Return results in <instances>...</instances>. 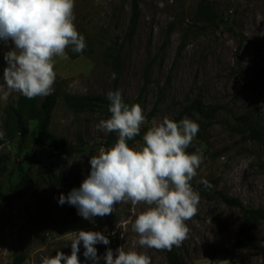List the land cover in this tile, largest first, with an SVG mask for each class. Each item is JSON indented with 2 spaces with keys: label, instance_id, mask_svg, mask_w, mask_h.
<instances>
[{
  "label": "rangeland",
  "instance_id": "rangeland-1",
  "mask_svg": "<svg viewBox=\"0 0 264 264\" xmlns=\"http://www.w3.org/2000/svg\"><path fill=\"white\" fill-rule=\"evenodd\" d=\"M133 4L139 16L128 38ZM202 5L207 6L211 22L200 15ZM75 16L76 27L94 54L69 50L68 60L57 58L53 92L107 98L109 91L119 90L130 106L140 96L146 72L153 65L141 105L148 121L142 129L165 116L177 122L195 120L184 115L194 99L219 107L217 119L206 121L187 149L203 153L192 181L201 199L197 215L186 222L189 238L178 247L179 254L187 264H264V243L259 248L231 249L238 237L240 213L210 195L212 190L222 191L248 207H264V145L238 132L235 118L252 111L264 126V79L257 77L264 66V0H76ZM13 47L10 40H0V131L4 136L6 110L21 96L3 86L4 56ZM110 47H122L117 86L102 59ZM101 119H107L102 109L75 112L60 99L51 132L70 144L81 138L82 152L67 157L37 144L38 122L32 123L26 139L18 137L0 147V264H14L20 255L25 256L23 264H40L43 256H55L57 251L70 255L71 233L80 230L102 232L110 241L95 245L100 257L95 264H106L107 249L115 253L121 246L146 253L152 264H168L163 250L136 243L138 236L130 221L145 205L121 203L112 214L89 221L76 207L58 202L61 194L67 196L79 188L90 174L91 156L101 147L109 148L105 142L111 133L96 127ZM38 162L53 168L63 183L51 184L41 176ZM204 180L212 187L206 188ZM251 235L262 238L264 224L257 223ZM84 251L81 242V264H94Z\"/></svg>",
  "mask_w": 264,
  "mask_h": 264
},
{
  "label": "clouds",
  "instance_id": "clouds-1",
  "mask_svg": "<svg viewBox=\"0 0 264 264\" xmlns=\"http://www.w3.org/2000/svg\"><path fill=\"white\" fill-rule=\"evenodd\" d=\"M75 4L76 0H0V40L14 45L4 56L3 86L28 99L53 92L57 58L68 60L69 50L79 54L87 47L75 24ZM107 99L111 115L96 127L116 133L117 139L91 156L90 174L79 188L67 196L61 194L58 202L76 207L89 221L112 214L121 203L143 204L145 209L130 221L138 236L136 243L141 248L171 251L189 238L186 222L198 213L201 197L192 181L204 157L200 151L189 153L187 149L199 132V124L189 118L177 122L165 116L159 122L152 121L142 144L130 146L128 142L148 123L144 110L138 103L125 104L119 90L109 91ZM3 136L0 131V138ZM202 183L212 187L206 180ZM70 242V255L57 251L55 256H43L40 264H81V242L84 256L95 264L100 259L95 245L110 243L102 232L84 230L71 233ZM103 259L106 264H152L146 253L125 250L124 246L115 253L107 249Z\"/></svg>",
  "mask_w": 264,
  "mask_h": 264
},
{
  "label": "trees",
  "instance_id": "trees-1",
  "mask_svg": "<svg viewBox=\"0 0 264 264\" xmlns=\"http://www.w3.org/2000/svg\"><path fill=\"white\" fill-rule=\"evenodd\" d=\"M200 15L206 18L209 22L212 21V17L207 11L206 5H202ZM139 16V8L137 4H133L132 16L128 28L127 37L131 38L137 26V19ZM87 47L82 54L93 56L94 52L86 42ZM122 47L116 49L110 47L102 54L104 64L109 66L113 73L116 74L114 79V85H118L119 76L122 71ZM153 66V65H152ZM152 66H150L146 72L145 84L140 92V96L132 104L138 103L142 105L144 93L149 83V74ZM258 79H264V66L259 68L257 73ZM164 92L160 93V99H163ZM63 100L64 104L75 112H87L94 111L96 109H102L105 112L107 118L110 117L108 106L110 101L102 95H61L59 92H52L50 95L44 97L43 101H39L38 98L28 99L21 95L15 106H10L6 110L7 122L5 125V136L0 138V147L7 142L13 141L18 137L22 140L31 135V125L33 122L40 124L39 136L35 138V142L39 145L53 149L67 157H71L83 151L84 146L81 138L77 144L67 143L65 140L57 139L51 132L53 113L60 101ZM131 104V105H132ZM130 105V106H131ZM219 113V107L206 105L203 100L194 99L191 104L184 109V115H190L195 118V122L199 124V128L203 129L206 121H214L217 119ZM237 122L238 132L247 135L249 139L256 141L264 145V126L258 116L254 112H248L240 116H235ZM179 122V121H178ZM147 131V128L141 129L140 135L136 136L128 143L130 146H134L137 142L142 140L143 134ZM117 139L116 133H111L107 138L105 145L111 147ZM37 171L41 176L48 179L51 184H62L53 168L46 167L42 162H38ZM214 195L221 199L225 205L230 208H236L240 213L241 223L238 227V237L232 243L231 249L241 250L244 247L247 248H259L264 243V236L262 238L252 236L251 230L257 223L264 224V207L252 208L246 206L239 198L232 197L222 191L212 190L210 195ZM168 264H187L183 257L179 254L178 247H173L171 251L163 250ZM25 260L24 255L17 256L14 264H23Z\"/></svg>",
  "mask_w": 264,
  "mask_h": 264
}]
</instances>
